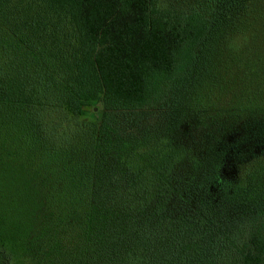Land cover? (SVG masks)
I'll return each instance as SVG.
<instances>
[{
  "label": "trees",
  "instance_id": "1",
  "mask_svg": "<svg viewBox=\"0 0 264 264\" xmlns=\"http://www.w3.org/2000/svg\"><path fill=\"white\" fill-rule=\"evenodd\" d=\"M263 139L264 0H0V264H264Z\"/></svg>",
  "mask_w": 264,
  "mask_h": 264
},
{
  "label": "rangeland",
  "instance_id": "2",
  "mask_svg": "<svg viewBox=\"0 0 264 264\" xmlns=\"http://www.w3.org/2000/svg\"><path fill=\"white\" fill-rule=\"evenodd\" d=\"M209 0H154L155 7L162 12H177V11H189L193 8L205 7ZM242 130L241 128L239 129ZM242 135L241 133H239ZM256 142L257 139L249 137ZM264 143V139L261 141Z\"/></svg>",
  "mask_w": 264,
  "mask_h": 264
}]
</instances>
